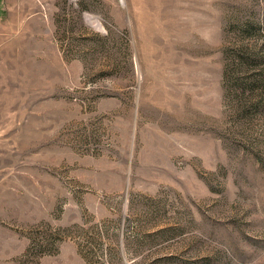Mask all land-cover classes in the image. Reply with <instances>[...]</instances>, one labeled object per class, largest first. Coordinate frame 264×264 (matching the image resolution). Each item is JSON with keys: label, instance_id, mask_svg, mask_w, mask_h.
<instances>
[{"label": "rangeland", "instance_id": "rangeland-1", "mask_svg": "<svg viewBox=\"0 0 264 264\" xmlns=\"http://www.w3.org/2000/svg\"><path fill=\"white\" fill-rule=\"evenodd\" d=\"M0 264H264V0H0Z\"/></svg>", "mask_w": 264, "mask_h": 264}]
</instances>
